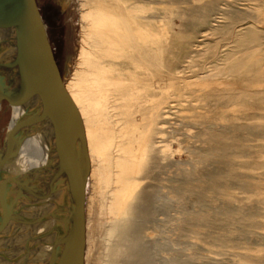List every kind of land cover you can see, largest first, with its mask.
Segmentation results:
<instances>
[{
  "label": "bare ground",
  "instance_id": "bare-ground-1",
  "mask_svg": "<svg viewBox=\"0 0 264 264\" xmlns=\"http://www.w3.org/2000/svg\"><path fill=\"white\" fill-rule=\"evenodd\" d=\"M156 2L79 0L78 51L62 84L63 106L24 136L0 176L6 185L16 175L23 181L16 220L0 232V264H156L147 229L162 190L176 187L161 176L176 127L207 164L212 189L248 193L242 203L256 212L258 229L243 237L264 243V0H170V29ZM12 4L0 0V77L13 61ZM218 14L230 26L214 39ZM20 114L13 107L12 124ZM76 152L91 186L86 204ZM13 189L3 191L2 182V205ZM221 210L204 215L205 224ZM199 240L190 245L222 254ZM225 251L264 264L262 247Z\"/></svg>",
  "mask_w": 264,
  "mask_h": 264
},
{
  "label": "rangeland",
  "instance_id": "rangeland-1",
  "mask_svg": "<svg viewBox=\"0 0 264 264\" xmlns=\"http://www.w3.org/2000/svg\"><path fill=\"white\" fill-rule=\"evenodd\" d=\"M36 2L61 73L62 83H64L72 71L78 51V36L80 29L79 0H36ZM156 5L160 8L161 14L164 15L162 21L164 24L163 27L166 26V28L170 29L173 20L170 0H157ZM215 17L216 21L213 27L214 39L223 34L226 28L230 26L225 16L218 14ZM207 46L212 48L215 46V43L209 42ZM10 114V107L4 102L1 103L0 144L4 137ZM183 131V127H176L174 132L173 130L170 131L173 133H168L167 140L171 145V151L169 160L167 161L171 162L172 165L166 161L169 163V166L166 165L162 170L161 176L166 177L165 179L168 181L166 182L165 180L166 185H173L176 187L175 189L174 187H165L162 190V202L160 201L161 205L156 211L155 221L147 229L149 235L153 238L150 247L156 264H212L211 260L214 258L219 260L218 264H257L240 256L231 257L225 251L228 247L234 252H251L260 247L264 248L263 242H249V240L243 237L244 233L258 229L252 222L253 218H257L256 212L254 214L251 208L246 207L242 203L244 201H242L241 198H244L248 193H243L241 189L235 185L227 187V193H225V191H223V193L219 192L224 189L223 187H221V189L218 188V190L212 189L209 183H206L208 182L209 168H206L205 162L199 160V157H201L200 155H195L190 151L191 149H188V140L180 138V136H182L180 133L182 134ZM175 132L177 133L175 134ZM172 138L173 142L171 141ZM201 159L203 160L202 157ZM76 160L80 172V180L81 183L83 182L82 192L86 204L91 193L88 171L84 158L80 153L76 152ZM204 167L206 171H204ZM165 172L166 174H163ZM171 174L173 176L179 174L180 176L173 177ZM217 202L223 203L219 204ZM205 205L208 207H205ZM209 206L210 209H208ZM219 208L223 210H221L222 213L218 214L219 218L214 221L213 224H205L203 221L204 215L208 212H215ZM244 208L246 210L248 209V214L246 216V210ZM205 231L208 232V235L202 234ZM215 235H222L225 238L222 240H215V238H213ZM193 237L200 239L199 241L201 243H206V245L209 246L212 245V247L221 249V251L223 250L226 254L222 251V254L219 256L208 255L203 245L199 243L198 245H190ZM216 241L218 242L216 243ZM22 242L23 241H21V243ZM220 242L222 243L220 244ZM4 246H7V244ZM5 253L6 252L3 250V255ZM19 258H23V256L19 255ZM30 263L31 261L28 260L26 264Z\"/></svg>",
  "mask_w": 264,
  "mask_h": 264
},
{
  "label": "water",
  "instance_id": "water-1",
  "mask_svg": "<svg viewBox=\"0 0 264 264\" xmlns=\"http://www.w3.org/2000/svg\"><path fill=\"white\" fill-rule=\"evenodd\" d=\"M12 9L15 31L13 61L0 77V104L6 103L11 110L0 144V176H5L8 165H13L24 136L38 123L54 119L65 98L61 73L36 0H13ZM13 107L22 108L24 114L15 118L12 124ZM2 182L3 191L14 189L4 205L0 194V232L16 220L13 208L23 192V181L19 175L12 178V183L6 185L3 180L0 186Z\"/></svg>",
  "mask_w": 264,
  "mask_h": 264
},
{
  "label": "flooded vegetation",
  "instance_id": "flooded-vegetation-1",
  "mask_svg": "<svg viewBox=\"0 0 264 264\" xmlns=\"http://www.w3.org/2000/svg\"><path fill=\"white\" fill-rule=\"evenodd\" d=\"M52 8V7H51Z\"/></svg>",
  "mask_w": 264,
  "mask_h": 264
}]
</instances>
